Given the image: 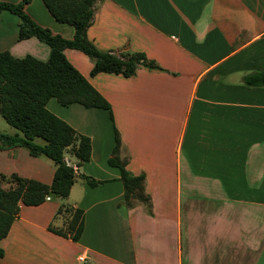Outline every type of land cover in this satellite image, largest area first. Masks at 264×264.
Instances as JSON below:
<instances>
[{
  "label": "crops",
  "instance_id": "0c3cea01",
  "mask_svg": "<svg viewBox=\"0 0 264 264\" xmlns=\"http://www.w3.org/2000/svg\"><path fill=\"white\" fill-rule=\"evenodd\" d=\"M25 11L73 39L74 28L58 23L42 0ZM18 25L11 13L0 15V52L47 61L50 48L36 38L18 41ZM87 38L101 52L144 54L161 71L92 77V59L65 51L113 115L47 104L91 140L90 160L77 166L74 158L77 178L66 199L83 210L84 231L78 242L51 231L67 222L55 198L21 205L0 241V264H264V87L244 83L264 72V0H98ZM8 126L4 134L18 133ZM115 130L126 170L145 177L150 210L125 204L120 170L108 163ZM44 157L0 148V175L50 185L56 168Z\"/></svg>",
  "mask_w": 264,
  "mask_h": 264
},
{
  "label": "trees",
  "instance_id": "16d2710c",
  "mask_svg": "<svg viewBox=\"0 0 264 264\" xmlns=\"http://www.w3.org/2000/svg\"><path fill=\"white\" fill-rule=\"evenodd\" d=\"M31 1L22 0L19 4L0 2V15L9 12L16 16L19 20L18 41L36 38L50 48V57L43 62L31 56L17 59L8 51L0 52V114L18 131L15 135L0 133V148H26L34 158H49L56 170L50 185L17 175H0V241L8 236L19 216L21 205L35 207L44 204L48 198L67 199L77 178L71 158L77 160V166L91 158L90 138L78 134L69 124L51 113L47 109L49 101L55 99L63 107L80 104L88 109L107 110L113 120L110 104L68 61L65 51H80L92 59V77L106 73L131 78L140 67L161 71L144 54L101 52L88 40L87 31L93 23L98 0H42L58 23L74 28L75 34L71 40L55 35L36 23L25 11ZM244 83L252 88L264 87V72L246 76ZM38 139L44 144H38ZM120 148L121 140L115 130V147L108 163L120 170L125 204L131 208L137 202L150 210L145 177L132 176L126 170L127 161L120 159ZM85 180L92 188L99 184L90 178ZM6 184L10 187L5 188ZM58 215L67 217L65 227L51 228V231L78 242L84 231L83 210L62 205Z\"/></svg>",
  "mask_w": 264,
  "mask_h": 264
},
{
  "label": "rangeland",
  "instance_id": "374dc122",
  "mask_svg": "<svg viewBox=\"0 0 264 264\" xmlns=\"http://www.w3.org/2000/svg\"><path fill=\"white\" fill-rule=\"evenodd\" d=\"M7 129V130H13L12 128H10L9 126H8V123L4 120V118L1 116V114H0V133H2V134H4V133H6L5 131H4V129ZM36 142L38 143V144H44V142L42 141V140H40V139H38V140H36ZM38 158V157H37ZM45 158V157H44ZM48 160V159H47ZM49 162H50V164H54L50 159L48 160ZM71 163H74V158H71ZM54 202H56V203H58V204H60V207L62 206V205H65V207H68L69 206V204H67L66 203V199H60V198H55L54 199ZM59 207V208H60ZM71 207V206H70Z\"/></svg>",
  "mask_w": 264,
  "mask_h": 264
},
{
  "label": "built area",
  "instance_id": "2783aa9c",
  "mask_svg": "<svg viewBox=\"0 0 264 264\" xmlns=\"http://www.w3.org/2000/svg\"><path fill=\"white\" fill-rule=\"evenodd\" d=\"M72 166H73L74 170L77 171V167L75 165H72ZM47 200H50V198H48ZM80 261L83 262L84 259L83 258H80Z\"/></svg>",
  "mask_w": 264,
  "mask_h": 264
}]
</instances>
